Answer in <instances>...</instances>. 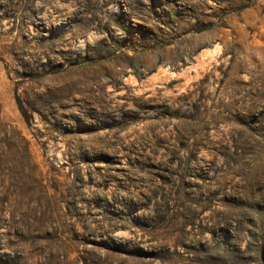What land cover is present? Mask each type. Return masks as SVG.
<instances>
[{
	"label": "rangeland",
	"instance_id": "obj_1",
	"mask_svg": "<svg viewBox=\"0 0 264 264\" xmlns=\"http://www.w3.org/2000/svg\"><path fill=\"white\" fill-rule=\"evenodd\" d=\"M76 258L264 264V0H0V264Z\"/></svg>",
	"mask_w": 264,
	"mask_h": 264
},
{
	"label": "trees",
	"instance_id": "obj_2",
	"mask_svg": "<svg viewBox=\"0 0 264 264\" xmlns=\"http://www.w3.org/2000/svg\"><path fill=\"white\" fill-rule=\"evenodd\" d=\"M107 253L109 254H115V253H120V251L114 249V248H110V245H108L106 248ZM109 254H107L106 256H108ZM73 264H86V262L84 260H79V259H74V263Z\"/></svg>",
	"mask_w": 264,
	"mask_h": 264
},
{
	"label": "bare ground",
	"instance_id": "obj_3",
	"mask_svg": "<svg viewBox=\"0 0 264 264\" xmlns=\"http://www.w3.org/2000/svg\"><path fill=\"white\" fill-rule=\"evenodd\" d=\"M210 50V49H209ZM217 51V50H216ZM209 52H207V54H208ZM213 53V52H212ZM206 53H204V54H202V57L204 58V56H206L207 55ZM214 54V53H213ZM210 55V54H209ZM207 57V56H206ZM202 58V59H203ZM206 60V59H205ZM203 63V62H202ZM199 65V64H198ZM203 67V66H202ZM161 78V77H160ZM154 80V79H153ZM156 80V79H155ZM158 80V79H157Z\"/></svg>",
	"mask_w": 264,
	"mask_h": 264
}]
</instances>
